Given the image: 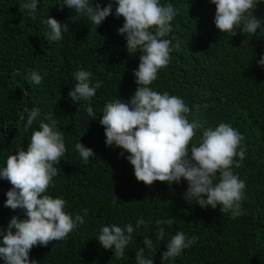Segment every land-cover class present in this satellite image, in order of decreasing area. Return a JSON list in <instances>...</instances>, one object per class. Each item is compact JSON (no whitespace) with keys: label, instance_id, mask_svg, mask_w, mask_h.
I'll return each instance as SVG.
<instances>
[{"label":"trees","instance_id":"trees-1","mask_svg":"<svg viewBox=\"0 0 264 264\" xmlns=\"http://www.w3.org/2000/svg\"><path fill=\"white\" fill-rule=\"evenodd\" d=\"M97 2L103 6L106 0ZM161 3L176 9L169 38L175 37L179 47L149 87L182 98L190 109L189 121H199L205 128L224 122L242 136L237 150L243 148L244 158L234 157L232 170L245 183L243 214L233 217L220 211L219 205L201 209L188 204L182 199L183 180L179 185L160 181L144 185L119 156V148L105 147L101 109L117 98L129 99L136 88L131 72L139 63V53L129 55L123 50L116 32L122 18L109 15L95 29L85 18L60 10L55 0H40L34 16L18 11L19 0H0V164L16 148H27L30 132L40 120H56L66 152L61 157L64 163L54 165L57 175L47 194L63 198L64 210L84 220L65 240L34 246L29 259L36 264H134L144 235L153 238L157 249L153 264H160L168 236L155 240L151 226L133 234L120 258L95 238L103 224L134 223L138 217H171L173 224L166 226V233L182 231L195 237L172 264H264V70L256 65L264 52V28L257 36L237 30L231 37L213 25L215 6L209 0ZM256 14L264 16V5ZM46 15L68 24L62 41H46L47 28L41 22ZM78 68L90 71L91 80L101 84L91 98L95 114L91 118L83 103L73 104L67 97L75 83L72 73ZM33 70L42 77L39 85L23 79ZM32 107L40 109V116L26 132L21 117ZM201 130L190 144L199 140ZM78 141L92 149L95 159L88 163L80 159L73 150ZM10 187L0 179V228L13 215L24 218L20 209L4 206V193Z\"/></svg>","mask_w":264,"mask_h":264},{"label":"clouds","instance_id":"clouds-1","mask_svg":"<svg viewBox=\"0 0 264 264\" xmlns=\"http://www.w3.org/2000/svg\"><path fill=\"white\" fill-rule=\"evenodd\" d=\"M39 3L40 0H19L18 11L34 16ZM209 3L215 6L212 23L221 34L233 37L240 30L257 36L258 30L264 28V16L256 14L264 0H209ZM55 4L74 18H85L89 27L95 29L109 15L122 18L116 32L123 40V50L129 55L139 53V63L131 72L136 84L134 94L127 100L106 102L101 109L99 125L105 147L119 148V156L132 167L134 178L144 185L150 186L154 181L179 185L183 180L186 187L182 199L188 204L195 203L201 209H216L219 205L220 211L233 217L242 215L245 183L232 170L233 158H244L243 148L237 150L242 136L224 122L205 128L199 121H189L190 109L182 98L149 87L158 71L167 66L170 53L179 47L175 37L169 38L171 22L177 14L173 5L162 4L161 0H106L103 6L97 0H55ZM57 19L42 17L48 43L62 41V33L68 31V24ZM256 65L264 70V52L259 54ZM91 75L83 68L75 70L72 73L75 83L67 92L71 103H83L90 118L95 115L91 98L101 87L99 81L91 80ZM23 79L26 84L39 85L42 77L33 70L25 73ZM25 113L21 119L27 132L40 116V109L32 107L25 109ZM197 130H201L199 140L190 144ZM28 141L27 148H16L0 164V179L11 185L4 193V206L20 209L24 217L13 215L0 228L2 264H36V260L29 259L34 246L63 241L84 223L80 215L64 210L63 198L47 194L57 175L54 165L64 163L61 157L66 152L56 120L50 117L40 120ZM73 150L84 163L95 159L92 149L80 141ZM172 224L171 217L154 220L138 217L134 223L103 224L95 238L103 249L120 258L133 234L151 226L155 240L163 241L168 236L163 244L165 250L160 253V264H172L195 241L194 236L182 231L166 233V226ZM142 245L135 251L134 264H153L152 257L157 251L153 238L144 235Z\"/></svg>","mask_w":264,"mask_h":264}]
</instances>
